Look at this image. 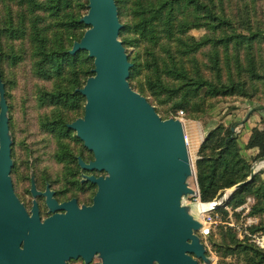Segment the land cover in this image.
<instances>
[{"label":"trees","instance_id":"1","mask_svg":"<svg viewBox=\"0 0 264 264\" xmlns=\"http://www.w3.org/2000/svg\"><path fill=\"white\" fill-rule=\"evenodd\" d=\"M259 1L115 0L122 26L118 37L125 49H133L128 56L132 65L130 86L139 95L150 97L151 106H168L172 112L182 111L190 116L201 113L209 99L253 98L256 88L251 83L264 79V70H256L254 57L255 48L264 43V33L250 24ZM87 4L88 0H0V80L7 109H10L7 92L12 81L7 79L6 70L29 56L33 77L43 81L36 89L38 104L61 106L68 113L81 109L84 98L79 90L92 76L91 67L86 68L91 60L85 51L75 55L69 51L84 35L86 26L80 20ZM202 28L207 34L200 39L189 35L190 31ZM76 32L81 34L76 36ZM16 43L20 49H16ZM198 55L208 56L209 64H200ZM201 65L213 74V79L204 75ZM245 75L250 85H246ZM56 115L52 121L43 118L41 129L58 132L59 140L69 138L72 132L66 126L75 119L70 122L61 112ZM245 148L257 149V158H263L264 130L253 129ZM197 154L196 183L203 203L220 199L225 190L247 182L251 176V164L240 155L236 134L230 128L211 131ZM56 159L66 164L70 176L77 173L78 162L62 141ZM261 176V172L254 174L250 183L236 189L223 203L234 211L244 206L248 198L254 200L247 214L257 219L250 228L251 234H264ZM217 230L218 240L211 235L209 241L219 255L218 264H264V248L247 239L238 240L229 228Z\"/></svg>","mask_w":264,"mask_h":264},{"label":"water","instance_id":"2","mask_svg":"<svg viewBox=\"0 0 264 264\" xmlns=\"http://www.w3.org/2000/svg\"><path fill=\"white\" fill-rule=\"evenodd\" d=\"M88 27L70 55L79 51L93 59V77L79 90L86 100L84 114L67 130L93 155L81 170L104 173L87 177L97 187L91 206L75 199L62 204L46 198L52 216L41 220L34 202L27 212L16 197L10 178L11 140L4 87L0 80V264H198L205 250L198 237L201 224L182 207L192 175L183 124L161 120L147 99L128 83L132 65L118 40L121 24L115 0H88L80 20ZM264 110V109H262ZM252 109L249 114L258 112ZM228 192L222 202L252 180ZM220 204H216L215 208ZM62 212V213H58Z\"/></svg>","mask_w":264,"mask_h":264},{"label":"rangeland","instance_id":"3","mask_svg":"<svg viewBox=\"0 0 264 264\" xmlns=\"http://www.w3.org/2000/svg\"><path fill=\"white\" fill-rule=\"evenodd\" d=\"M255 9L256 10L252 12L250 24L254 29L259 28L264 33V0H260L257 3ZM87 12L88 4L87 9L82 10L81 13L85 16ZM87 29L88 27L83 30V33H85ZM80 34V32H76V36H79ZM205 34L207 33L203 28L192 30L189 32V35L193 36L196 39H200L201 37L205 36ZM118 40L121 42L119 37ZM15 47L16 49L21 48L18 43L15 44ZM132 52L133 49H125V54L127 55V57L132 54ZM222 53L223 50H220L219 57L221 60L223 59ZM254 57L256 60V70L263 71L264 43L261 48H255ZM208 59L209 58L208 56L206 57V55L197 56V60L200 62V64L208 65ZM90 60V62L86 63V68L91 67L90 72L92 73L91 77H93V59ZM242 60L243 64H245L243 57ZM186 67L189 68L190 65L186 63ZM201 69L204 72L205 76L211 77L212 79L214 78L213 74L211 75L208 70H204L202 65ZM190 70L192 69L190 68ZM232 72L235 73L234 70H232ZM6 76L8 80L12 81V84L10 85L7 92L10 95V97L8 98L10 109H8L7 111V117L9 136L11 140L10 149L12 168L10 178L16 197L23 204L28 213H30L34 202L37 204V207L41 206V220L49 215V211L42 206L43 200L41 199V196H32V186L38 193H44L46 191V188L48 187L49 191L53 193V196H55L58 202L67 201L71 198H77L80 205L92 204V199L97 191V187L95 185L89 184L87 181V177H100L105 176V174L98 172H86L81 170L79 167L77 173L73 174L72 177V175L70 176L69 171L67 170L66 164L61 161L58 162L56 159V153L61 141L68 145L69 150L73 153L74 159L77 162L78 159H81L84 163L92 161V153L84 148L82 142L80 143L75 140L77 137L74 131L69 130L72 132L70 137L59 140L60 136L58 135V132L53 133L49 129L42 130L40 126V122L43 118L52 121L57 117L56 113L58 112H61L63 114V117L65 115L66 118H70V122H72L74 119L77 120L82 118L84 114V106L86 103L85 98L83 97L84 100L82 107L77 112L68 113L65 108L61 106L58 107L53 104H48L45 105V107H41L37 101L36 89L37 86L42 85L43 81L37 80L33 77L31 71L30 56L19 63L17 66L13 68H7ZM222 76L223 80L225 81L226 74L224 71L222 72ZM248 79V76L245 75L244 80L246 81V85H250V81ZM252 84H254L256 88V93L253 95V98H242L239 96H234L221 97L212 100L209 99L206 101L203 107L204 109L201 113H193L190 116L189 114L184 112L183 117L180 119L183 124V130L185 139L187 141V149L189 152V159L192 168V175L188 178L187 184L188 187L195 192V195L183 197L181 205L182 207L187 209L188 213L192 215V217L197 222H199L201 226L206 222V220L208 219L207 217H210L212 222V224L209 225L210 228L208 235H203L200 231L194 233V235L198 237L200 244L204 247L206 257L205 261L197 260L198 264L219 263V255L209 241V237L211 235H214V238L218 240V227L229 228L233 232H235L238 240L242 241L244 239H247L249 243L254 244L260 249L264 248V234L250 233V228L257 223V219L249 218L247 216L250 210V206L254 203V200L251 197L248 199H251L253 202L248 203L247 199V208L242 206L234 211L223 206V203L225 202H222L224 197L232 188L225 190L220 199H215L210 203H203L200 201L199 190L196 183V161L198 160V154H194L189 150V144H191L192 141L197 142V140H199L201 145L206 136L211 131L219 127H221L223 130H227L230 128L231 131L236 134L238 143L239 140H241V132L240 130H238V125L246 122L252 114L259 113L262 115V117H264V110L262 109H259L260 111L258 112L249 114V112L254 108L262 107L264 109V79L262 82L258 81L255 83H251V85ZM44 86L46 88H50L49 83L44 82ZM130 88L137 93L133 86H130ZM146 99L148 101L150 97ZM152 107L156 108V114L160 117L161 120L163 119V121L169 119L179 120L177 118L178 112H172L168 106L157 107L154 104V106ZM186 121H193V127L189 126L188 122ZM68 124L70 123L68 122ZM260 129L264 130V119L261 122ZM202 133H204L205 135H202ZM258 159L259 158H257L256 156L251 160V168L256 165ZM73 166L76 165L73 163ZM257 172H261V174L264 175V169L256 170L255 174ZM213 202L217 204L219 203L220 205L213 211L202 213L203 209L205 208H199V205L212 204ZM221 209L225 210V212L220 211ZM247 221H249L250 223L247 224ZM76 261L77 260H73L69 262V264H81L80 262ZM95 262L100 264V259L98 258V256L95 258Z\"/></svg>","mask_w":264,"mask_h":264},{"label":"crops","instance_id":"4","mask_svg":"<svg viewBox=\"0 0 264 264\" xmlns=\"http://www.w3.org/2000/svg\"><path fill=\"white\" fill-rule=\"evenodd\" d=\"M263 119H264V117H262L261 114L256 113V114H252L246 122H243V124L238 125V130H240V132H241V138H240L241 140H239V142H238L239 148L241 149V155L249 163L251 162L252 159H254L257 156L258 150L257 149H245V145L247 144V142L249 140L252 129H254V128L260 129L261 122ZM186 122H188L189 126L193 127V121H186ZM238 130H237V132H238ZM203 134L204 133H202V135ZM188 144H189V142H188ZM199 146H200L199 140H197V142L192 141V143L189 144L190 152L197 154ZM258 161H259V159L257 160V162ZM258 169H264V163L257 165L256 170H258ZM261 177L264 180V175H262Z\"/></svg>","mask_w":264,"mask_h":264},{"label":"flooded vegetation","instance_id":"5","mask_svg":"<svg viewBox=\"0 0 264 264\" xmlns=\"http://www.w3.org/2000/svg\"><path fill=\"white\" fill-rule=\"evenodd\" d=\"M97 177H99V176H97ZM89 183V182H88ZM89 184H91V183H89ZM93 185V184H92ZM53 198V200H55L58 204H62V203H65V202H69L70 200H72V199H75L76 201H77V205H78V207L79 208H82L83 206H90V205H80L79 204V200L77 199V198H71V199H69V200H67V201H63V202H58L57 201V199L55 198V196H53L52 197ZM41 199L43 200L42 201V206L47 210L48 208H47V206H46V198L45 197H43V196H41ZM41 206H38V208H39V216H41V208H40ZM58 213H62V212H58ZM50 216H52V214H49V215H47L45 218H43L42 219V221L43 220H45L46 218H48V217H50ZM97 257V255H95L93 258H92V261H91V263L90 264H98L97 262H95V258ZM71 261H73V260H70V261H68V262H66V264H69V262H71ZM76 262H80L81 264H84V262L82 261V260H77Z\"/></svg>","mask_w":264,"mask_h":264},{"label":"built area","instance_id":"6","mask_svg":"<svg viewBox=\"0 0 264 264\" xmlns=\"http://www.w3.org/2000/svg\"><path fill=\"white\" fill-rule=\"evenodd\" d=\"M183 115H184V113L182 112V111H180V112H178V119L180 120L182 117H183ZM186 140V139H185ZM186 144H187V141H186ZM252 203L253 201L251 200V199H248V203ZM213 205L210 207V210H209V212L210 211H213L214 209H215V205L217 204V203H215V202H213L212 203ZM219 204V203H218ZM243 207H248V204L246 203L245 204V206H243ZM208 219L206 220V222L201 226V228H200V232L203 234V235H208L209 234V225H211L212 224V222H211V219H210V217H207ZM250 222L249 221H247V224H249Z\"/></svg>","mask_w":264,"mask_h":264},{"label":"bare ground","instance_id":"7","mask_svg":"<svg viewBox=\"0 0 264 264\" xmlns=\"http://www.w3.org/2000/svg\"><path fill=\"white\" fill-rule=\"evenodd\" d=\"M230 192V191H229ZM228 195V194H227ZM213 204H200L199 205V208L200 207H204L205 209H203V212L202 213H204V212H207V211H209L210 210V207L212 206Z\"/></svg>","mask_w":264,"mask_h":264}]
</instances>
